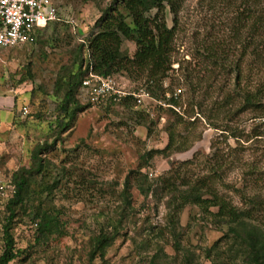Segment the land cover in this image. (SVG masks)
<instances>
[{"label": "rangeland", "instance_id": "1", "mask_svg": "<svg viewBox=\"0 0 264 264\" xmlns=\"http://www.w3.org/2000/svg\"><path fill=\"white\" fill-rule=\"evenodd\" d=\"M240 1L182 0L173 40L174 63L162 86L167 89L166 97L177 98V105L152 97L148 111H142L133 99L108 107L82 106L62 133L56 122L61 94L54 95L55 81L71 69L76 46L112 0H54L62 21L49 24L35 43L0 48V182L6 183L14 171L30 165L31 151L37 144L51 145L43 155L49 173L59 182L49 196L38 193L34 203L44 202V207H51L66 223L62 235L54 234L30 248L35 243L36 227L28 214L20 212L12 236L15 248L25 252L9 264H87L89 239L102 223L106 224L108 212L113 211V216L121 203L117 192L125 176L138 168L153 181L166 178L174 168L184 169L192 180L206 176L217 193L238 208H247L248 199L253 198V222L264 231V106L262 111L251 107L238 110L241 90L252 88L264 75V55L257 59L250 49L241 57V41L248 28L242 30L239 43L231 37ZM260 3L264 6V0ZM172 19L167 10L169 26ZM210 46L227 52L229 63L240 61L243 79L238 85L231 68L216 65L206 56L205 49ZM134 50L131 42L123 41L125 55L131 57ZM81 56L87 64L85 48ZM112 77L121 91H147L144 79L132 80L123 73ZM228 96L233 100L223 103ZM192 106L202 111L198 120L176 125L174 113L186 116ZM23 107L28 113L21 117ZM171 126L191 142L201 136L185 151L165 155L167 129ZM221 129L226 131L219 136ZM212 141L220 156L217 176L212 170L215 159L210 158ZM146 153L149 158L143 161ZM130 197L134 213L131 209L126 234L107 250L104 264H148L155 246L140 244L146 237L143 227L147 224L163 231V238L148 237L163 247L164 262L183 264L182 252L189 251L194 253L195 264H213V250L210 258L205 251L218 242L219 254L225 257L226 228L216 229L196 207L188 205L178 216L176 230L184 250L176 252L166 226L167 197L163 192H151L144 206L143 196L134 187Z\"/></svg>", "mask_w": 264, "mask_h": 264}, {"label": "trees", "instance_id": "2", "mask_svg": "<svg viewBox=\"0 0 264 264\" xmlns=\"http://www.w3.org/2000/svg\"><path fill=\"white\" fill-rule=\"evenodd\" d=\"M51 2L57 8L54 0ZM232 2L233 0H231ZM260 2L261 0L240 1V8L235 20L236 25L234 30L232 28L231 37L235 43H239L242 30L248 28L244 42L241 41V57L247 54L250 49L251 54L257 59H261L264 55L262 53L264 50V6H261ZM181 3L182 0H112L111 4L102 10L84 41L76 46L74 53L76 57L71 69L59 74L55 81L54 95L61 94V98L57 102L58 115L56 117L59 133L69 129L70 121L78 109L83 108L82 106H89V104H81L76 92L90 68L94 74L103 77L123 73L132 80L144 79L147 91L155 99L163 100L171 106L178 104L177 98L173 95L166 97L167 89L162 86L163 80L167 78L174 63L172 59L173 40L177 26L176 17ZM167 10L173 16L171 26L166 21ZM58 14H60L59 11ZM54 22L59 21H50L46 26L36 28L33 43L41 37V32ZM123 41H129L134 45L135 50L131 57L122 51ZM84 48L88 53V63L85 65L81 56ZM205 54L216 65L220 64L222 67L231 68L235 72L236 84L241 82L243 75L240 61L229 63L227 52H218L217 48L213 46L205 49ZM239 94L242 97V104L238 110L251 107L253 110L262 111L264 106V75L257 79L252 88L241 90ZM233 98L228 96L223 100V103L231 102ZM128 99H132L131 96L124 97L118 102L110 101L104 106L125 103ZM217 105L220 106L221 103ZM141 110L143 111L142 108ZM200 112L195 111L192 106L186 116L174 113L175 123L176 125L183 124L186 120L192 123L194 120H198ZM138 114L140 117V112ZM185 117L186 119H184ZM192 117L194 119L190 120ZM206 117L211 120L209 115ZM214 128H217L216 125ZM184 129L186 130V126ZM221 130L223 131L219 136H222L223 132L226 131L225 129ZM167 132L168 140L163 150L165 155H169L171 152L185 151L192 145L193 141L198 140L201 136L198 134L195 136L196 138L193 137L191 142L184 133L177 132L175 126L168 128ZM232 137L236 136L232 135ZM49 147L51 145H47V143L37 144L31 151L30 165L11 174L9 181L14 185V190L5 207V248L0 254V264H9L25 252V249L21 251L15 248L12 236V228L16 222H19L16 219L20 212L22 215L28 214L31 223L36 227L35 243L30 245V248L34 247L35 244L40 245V243L47 241L54 234L56 236L63 234L66 223L62 222L58 215L52 212L53 209L44 207L42 201L34 203L35 198L39 196L38 193L49 196V193L56 188L59 182V179L53 178L49 173L48 162L43 155L44 150ZM210 147L214 151L210 158L215 159L212 170L217 176L215 172L220 167L218 162L220 156L215 147V141L211 142ZM147 156L149 158L148 153L144 154L143 161H146ZM209 181L206 176L192 180L181 168H174L173 172L166 178H159L154 181L147 174H143L140 168L129 171L124 178L121 189L117 192L121 203L114 209L113 216H111L113 211L108 212L106 224L102 223L97 232L93 233L89 239L87 264H104L107 250L120 236L126 234L124 232L126 221L131 209H133L130 207V189L132 187L143 196L142 206L145 205V201L151 192L156 194L158 191L163 192L167 197L165 201V207L168 209L166 226L173 239L176 252L184 250L179 241L180 233L176 230L178 216L186 206L190 205L196 207L204 218H209L216 229L226 228V232L223 233L224 236L228 237L225 257L219 254V242L218 244L214 243L210 249L205 251L207 257L210 258V252L213 250L216 255L215 259H210L213 264H234L236 260L239 261V264H264V231L253 222L255 204L253 198L248 199L249 206L247 208H238L225 196L219 195ZM114 193L116 191H113ZM30 202L31 204H29ZM27 210H29L28 213ZM143 230L147 234L141 241V246L148 247L152 243L155 246L148 264H169L162 260L163 257H166L163 247L159 245V242H152L151 238L148 237L163 238V231L160 228L155 229L151 224L145 225ZM182 256L183 264H195L194 253L185 251L182 252ZM99 261L100 263H98Z\"/></svg>", "mask_w": 264, "mask_h": 264}, {"label": "built area", "instance_id": "3", "mask_svg": "<svg viewBox=\"0 0 264 264\" xmlns=\"http://www.w3.org/2000/svg\"><path fill=\"white\" fill-rule=\"evenodd\" d=\"M62 20L51 0H0V48L12 49L32 44L36 28L44 27L50 21ZM76 96L81 104L91 106L105 105L110 101L118 102L125 96H131L135 105L145 111L149 110L153 102V96L145 89L126 93L119 89L112 76L94 74L91 68L81 82ZM19 112L22 117L27 115L28 109L23 107ZM13 190L14 185L10 181L0 182V254L5 248V207Z\"/></svg>", "mask_w": 264, "mask_h": 264}]
</instances>
